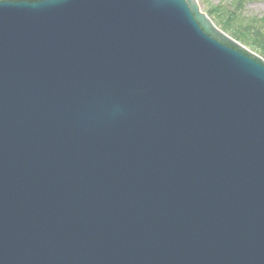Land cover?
<instances>
[{"label": "water", "instance_id": "95a60500", "mask_svg": "<svg viewBox=\"0 0 264 264\" xmlns=\"http://www.w3.org/2000/svg\"><path fill=\"white\" fill-rule=\"evenodd\" d=\"M244 48L198 0H0V264H264Z\"/></svg>", "mask_w": 264, "mask_h": 264}, {"label": "trees", "instance_id": "16d2710c", "mask_svg": "<svg viewBox=\"0 0 264 264\" xmlns=\"http://www.w3.org/2000/svg\"><path fill=\"white\" fill-rule=\"evenodd\" d=\"M240 3L241 0L237 1L234 7L229 8H222L218 6L217 11L210 8L209 12L210 14L213 12L217 13L219 19L221 20L220 22L223 24V28L233 37L247 45H252L253 47L257 48L258 51H262V49H264V43L259 44L258 40L255 39L256 36H258L255 29L258 27L259 20L251 19L248 20V22H245L247 20H244V16H242L243 11L239 8ZM261 55L264 56V52H261Z\"/></svg>", "mask_w": 264, "mask_h": 264}, {"label": "rangeland", "instance_id": "374dc122", "mask_svg": "<svg viewBox=\"0 0 264 264\" xmlns=\"http://www.w3.org/2000/svg\"><path fill=\"white\" fill-rule=\"evenodd\" d=\"M237 1L239 0H199L201 8L205 12H208L211 7H212L211 9L216 11L218 9V6L222 8L234 7ZM239 8L243 11L242 16H244V20H247L245 22H248V20L251 19L259 20L258 27H256L257 29H255L256 34H258L259 37L256 36L255 39L258 40L259 44L264 43V0H241V3L239 4ZM246 17L250 19H247ZM211 18H213L214 22L219 26V28L223 29L222 28L223 24L220 22L221 20L219 19V16L217 15L216 12H213ZM242 45L246 49L248 50L252 49L254 52H258L260 54L261 52L262 53L264 52L263 51L264 49H262V51H258L257 48L253 47L250 44L249 45L242 44Z\"/></svg>", "mask_w": 264, "mask_h": 264}]
</instances>
